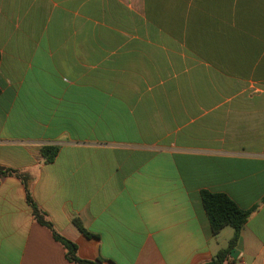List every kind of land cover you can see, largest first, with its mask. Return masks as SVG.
<instances>
[{
  "label": "crops",
  "instance_id": "obj_1",
  "mask_svg": "<svg viewBox=\"0 0 264 264\" xmlns=\"http://www.w3.org/2000/svg\"><path fill=\"white\" fill-rule=\"evenodd\" d=\"M0 168L81 260L208 262V191L252 209L224 264H264V0H0ZM0 264H77L14 174Z\"/></svg>",
  "mask_w": 264,
  "mask_h": 264
},
{
  "label": "trees",
  "instance_id": "obj_2",
  "mask_svg": "<svg viewBox=\"0 0 264 264\" xmlns=\"http://www.w3.org/2000/svg\"><path fill=\"white\" fill-rule=\"evenodd\" d=\"M41 154L44 162L50 163L56 155V149L42 148ZM7 174H14L22 181L26 194V202L32 211L34 220L39 225L46 227L51 231L54 240L60 243L65 249V257L67 261L77 264H103L101 260L88 261L79 259L76 254V245L55 232L50 222L46 219L45 214L42 213L31 200L28 183L25 176L0 168V177ZM200 198L212 236H216L223 228L226 227H229L233 230L232 237L230 238L227 247L218 251L211 260L202 264H224L229 253L238 243L242 228L246 224L252 209H240L230 198L224 194L202 191L200 193ZM255 209L256 207L253 208V210ZM73 223L85 236H91L81 227L78 220H73Z\"/></svg>",
  "mask_w": 264,
  "mask_h": 264
},
{
  "label": "rangeland",
  "instance_id": "obj_3",
  "mask_svg": "<svg viewBox=\"0 0 264 264\" xmlns=\"http://www.w3.org/2000/svg\"><path fill=\"white\" fill-rule=\"evenodd\" d=\"M226 231L225 232H230L231 231V229L230 228H226L225 229ZM224 234H227V233H220V240H222V238L225 236ZM223 241V240H222ZM226 244H227V242H223L221 245V247H225L226 246Z\"/></svg>",
  "mask_w": 264,
  "mask_h": 264
}]
</instances>
